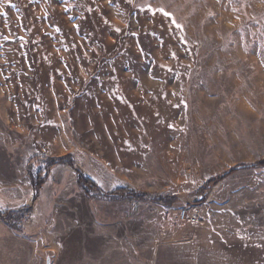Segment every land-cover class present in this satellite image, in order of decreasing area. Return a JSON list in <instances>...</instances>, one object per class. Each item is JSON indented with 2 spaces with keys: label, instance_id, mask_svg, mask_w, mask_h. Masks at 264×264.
I'll return each instance as SVG.
<instances>
[{
  "label": "rangeland",
  "instance_id": "rangeland-1",
  "mask_svg": "<svg viewBox=\"0 0 264 264\" xmlns=\"http://www.w3.org/2000/svg\"><path fill=\"white\" fill-rule=\"evenodd\" d=\"M67 155L105 192L180 200L88 195L61 164L34 204L51 238L110 224L190 231L202 223L177 212L206 195V224L261 241L201 264H264V167L207 189L264 159V0H0V192L24 200L45 158ZM43 247L53 264L55 244Z\"/></svg>",
  "mask_w": 264,
  "mask_h": 264
},
{
  "label": "crops",
  "instance_id": "crops-1",
  "mask_svg": "<svg viewBox=\"0 0 264 264\" xmlns=\"http://www.w3.org/2000/svg\"><path fill=\"white\" fill-rule=\"evenodd\" d=\"M17 195L0 192V210L4 212L33 205V193L24 200ZM14 201L19 204H10ZM208 203L207 197L201 204L204 222L200 226L194 225L196 227L190 231L185 226L168 222L139 228L110 224L80 227L79 231L60 234L55 238L43 233L42 227L32 224L33 206L29 218L17 221V227L0 219V264H43L39 261V255L49 250L43 247L47 240L55 244L53 248L57 251L53 264H201L200 259L211 257L215 250L228 254L233 246L240 243L261 241L260 236L248 234L249 230L243 231L241 237L238 228L233 226L206 224L211 208ZM57 246L61 250V257Z\"/></svg>",
  "mask_w": 264,
  "mask_h": 264
},
{
  "label": "trees",
  "instance_id": "trees-1",
  "mask_svg": "<svg viewBox=\"0 0 264 264\" xmlns=\"http://www.w3.org/2000/svg\"><path fill=\"white\" fill-rule=\"evenodd\" d=\"M61 164L70 165L76 170L78 176V182L85 189L86 194L88 195H90L91 192H96L100 196L109 198L111 200H120V199H129V200H137V201L150 200L167 207L173 206L176 202L180 200L178 196L150 194L147 192H141L138 190H131L126 188H119L114 191L105 192L92 179H90L79 166L76 165L71 155H67L63 157L45 158V171L47 172V176L43 177L42 173L39 172L35 177L34 176L30 177L34 189L33 205L24 206L18 209L7 210L4 212L0 210V219L11 224L13 227L14 226L17 227V221L21 222L22 220L24 221L27 218H29V216L33 211V206L36 203L40 195V192L47 181L48 174L50 173L51 169ZM257 167H264V159L258 160L256 162L239 164L230 168L229 170L209 180L207 183V187H208L207 189L213 188L220 181H222L223 179H225L226 177L230 176L231 174L237 171L244 169H253ZM31 172L32 171L29 169L30 175H32ZM206 199L207 196L205 195L204 198H202L199 201V204L204 203Z\"/></svg>",
  "mask_w": 264,
  "mask_h": 264
},
{
  "label": "built area",
  "instance_id": "built-area-1",
  "mask_svg": "<svg viewBox=\"0 0 264 264\" xmlns=\"http://www.w3.org/2000/svg\"><path fill=\"white\" fill-rule=\"evenodd\" d=\"M177 221L181 224L197 225L204 222L203 209L200 204H184L177 212Z\"/></svg>",
  "mask_w": 264,
  "mask_h": 264
},
{
  "label": "water",
  "instance_id": "water-1",
  "mask_svg": "<svg viewBox=\"0 0 264 264\" xmlns=\"http://www.w3.org/2000/svg\"><path fill=\"white\" fill-rule=\"evenodd\" d=\"M47 264H52V258L51 257L48 259Z\"/></svg>",
  "mask_w": 264,
  "mask_h": 264
},
{
  "label": "snow or ice",
  "instance_id": "snow-or-ice-1",
  "mask_svg": "<svg viewBox=\"0 0 264 264\" xmlns=\"http://www.w3.org/2000/svg\"><path fill=\"white\" fill-rule=\"evenodd\" d=\"M159 11L163 12V9H160ZM165 15H171V13H165Z\"/></svg>",
  "mask_w": 264,
  "mask_h": 264
}]
</instances>
